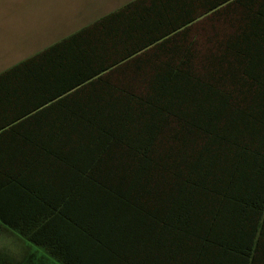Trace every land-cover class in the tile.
Returning a JSON list of instances; mask_svg holds the SVG:
<instances>
[{
	"label": "trees",
	"instance_id": "trees-1",
	"mask_svg": "<svg viewBox=\"0 0 264 264\" xmlns=\"http://www.w3.org/2000/svg\"><path fill=\"white\" fill-rule=\"evenodd\" d=\"M3 128L0 221L64 264H264V0H133L0 73Z\"/></svg>",
	"mask_w": 264,
	"mask_h": 264
},
{
	"label": "rangeland",
	"instance_id": "rangeland-1",
	"mask_svg": "<svg viewBox=\"0 0 264 264\" xmlns=\"http://www.w3.org/2000/svg\"><path fill=\"white\" fill-rule=\"evenodd\" d=\"M131 1L0 0V72L47 47L48 40L57 34L91 25ZM208 27L207 21L198 26L201 49ZM0 264L64 263L44 245L0 221Z\"/></svg>",
	"mask_w": 264,
	"mask_h": 264
},
{
	"label": "crops",
	"instance_id": "crops-1",
	"mask_svg": "<svg viewBox=\"0 0 264 264\" xmlns=\"http://www.w3.org/2000/svg\"><path fill=\"white\" fill-rule=\"evenodd\" d=\"M86 26H88V25H85L84 27H86ZM84 27L82 26L81 28H80V27H79V28L82 29V28H84ZM80 29H78V30L76 29V31H74V32H72V33H68V31H66V32H61L60 34H57L56 37H53L51 40H48V42H50V43H47V44H46L47 47H45L44 49L48 48L49 46L55 44V43L58 42V41H61V40L64 39V38H66V37H68V36H70V35L76 33V32L79 31ZM69 32H70V31H69ZM44 49H41V50L37 51L35 54H37V53L43 51ZM31 52H33V51H31ZM35 54H33V55H35ZM33 55H31V56H29V57H27V58H25V59L19 61L18 63H20V62H22V61H24V60H26V59L32 57ZM18 63L14 64V65H12V66H10V67H8L6 70H8L9 68H11V67L17 65ZM6 70H4V71H6ZM4 71H2V72H4ZM2 72H0V73H2ZM5 129H6V128L0 129V133H1L2 131H4Z\"/></svg>",
	"mask_w": 264,
	"mask_h": 264
}]
</instances>
